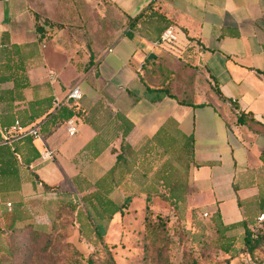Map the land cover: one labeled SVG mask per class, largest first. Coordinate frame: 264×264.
Instances as JSON below:
<instances>
[{
  "label": "crops",
  "instance_id": "0c3cea01",
  "mask_svg": "<svg viewBox=\"0 0 264 264\" xmlns=\"http://www.w3.org/2000/svg\"><path fill=\"white\" fill-rule=\"evenodd\" d=\"M165 25L177 35L170 49L152 45ZM76 84L80 100L52 106ZM240 112L256 124L238 123ZM15 121L42 137L27 164ZM261 125L264 0H0V227L22 216L13 205L43 194L41 182L68 187L80 174L92 190L117 153L125 160L108 197L143 202L151 173L189 136L187 205L226 226L254 219L264 204ZM45 148L53 158H41Z\"/></svg>",
  "mask_w": 264,
  "mask_h": 264
},
{
  "label": "rangeland",
  "instance_id": "374dc122",
  "mask_svg": "<svg viewBox=\"0 0 264 264\" xmlns=\"http://www.w3.org/2000/svg\"><path fill=\"white\" fill-rule=\"evenodd\" d=\"M135 175L130 178L146 182L139 173ZM74 192L72 185L57 187L32 198V203L28 200L25 209L30 218L6 235L0 232V264H87V257L94 264H104L107 255L115 264H264V242L252 253L244 252L243 245L236 255L225 253L217 221L200 207L187 205L185 199L171 204L160 196L163 192L157 184L146 203L130 199L101 239L86 229V235L80 233ZM148 221L157 223L154 245L153 234L145 229ZM156 247L164 250L165 259L152 260Z\"/></svg>",
  "mask_w": 264,
  "mask_h": 264
},
{
  "label": "trees",
  "instance_id": "16d2710c",
  "mask_svg": "<svg viewBox=\"0 0 264 264\" xmlns=\"http://www.w3.org/2000/svg\"><path fill=\"white\" fill-rule=\"evenodd\" d=\"M35 17H37V15H35ZM168 26L170 25H165L163 29ZM35 28H40V25L37 22L35 23ZM163 29L160 31V33L163 31ZM93 62V57L90 53L88 56V60L85 63V67H90ZM165 91L169 96H171V94H169L167 90ZM217 93L223 99L222 95L218 90ZM48 106L49 104L39 109L38 113L34 112V114H32V117L37 116L40 113L42 114L43 112H46L50 107ZM237 122L256 124L254 123V120L252 119L251 115L245 112L239 113L237 117ZM261 126L264 128V125ZM14 140H21L23 143L22 146L31 155L29 159L23 161L24 164H27L29 160L38 155V152L32 144V138L30 136L15 135ZM121 144L123 145V143ZM13 150H18V148L13 146ZM191 151L192 137L189 136L188 139L184 140L182 148L179 149L175 157H173V159L167 160L164 164H159L156 167V170L150 175L151 178H154L156 180L157 187L162 189L163 193H161L160 196L173 205L181 203L185 199V186L188 176L187 165L189 160V153ZM115 157V164L109 170H107L98 181L93 183L94 188L92 190L88 189L90 183L86 180L84 176L80 174H76L70 180L72 188L75 191L74 194L77 198L78 203L76 215L78 217L77 219L79 221V226H81L79 228V231L84 235H86V233L84 232V229H86L88 230V233L92 235V237L101 239L105 235L107 226L109 225V222L111 221L113 215L115 213L122 215L123 210L127 207L129 196H126L125 199L120 203L114 202L108 197V194L113 189V185L115 183V175L113 173V169L117 166L119 162L125 160V156L122 153H117ZM145 174L141 173V175L144 176ZM41 185L43 193H47L49 191H52L54 188H57V186H49L44 182H41ZM151 191L152 188H149L144 197L145 203L148 200L147 195L151 193ZM77 193H81V195L78 197ZM263 206L264 204L260 205L257 214L263 208ZM74 207L75 206H73V209ZM13 208L22 210V216L18 217L17 215L16 217H10V219L7 220L6 224L3 227H0V232H2V235H6L8 232H12L19 223L30 218V213L26 211V207L24 204H15L13 205L12 209ZM257 214L255 215L254 219H242L241 221L229 226H226L222 223L220 216L217 212H212L210 214V216H212V218L217 221V232L220 236L219 243L222 251H224L225 253L232 252V254L233 252H235L233 255H236L239 252L237 251V248L240 245H243L245 248L244 252L252 253L255 248L261 246L262 242H264V227H257L255 225V219ZM154 223L148 221L145 224V229L153 234L154 238L152 237V239L150 240L153 245L157 240L154 227V225H157V223ZM162 257L164 258V250L162 248L156 247L153 251L152 260L160 261ZM86 261L87 264H94L93 259L91 257H87ZM104 264L115 263L112 257L110 255H107V259Z\"/></svg>",
  "mask_w": 264,
  "mask_h": 264
},
{
  "label": "built area",
  "instance_id": "2783aa9c",
  "mask_svg": "<svg viewBox=\"0 0 264 264\" xmlns=\"http://www.w3.org/2000/svg\"><path fill=\"white\" fill-rule=\"evenodd\" d=\"M177 42V35L172 26H168L163 29V31L160 33L158 39L152 43L153 46L158 48H172ZM82 97V92L79 88V86L73 85L70 87V89L65 93L63 100L57 101L54 100L52 102L53 107H59V105H62L64 102H75L80 100ZM65 127L66 134L68 136H72L76 134L77 127L76 123L72 118H67L62 123ZM13 132L17 136H30L33 139H41V134L38 128V125H32V126H21L18 121L14 122V126L12 127ZM54 153L52 150L45 148L43 152L41 153V158L43 159H51L53 158ZM6 205H9L7 203ZM255 225L257 227H264V206L259 211V213L256 216L255 219Z\"/></svg>",
  "mask_w": 264,
  "mask_h": 264
}]
</instances>
